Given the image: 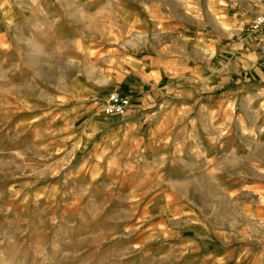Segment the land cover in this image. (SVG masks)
<instances>
[{
    "label": "rangeland",
    "instance_id": "1",
    "mask_svg": "<svg viewBox=\"0 0 264 264\" xmlns=\"http://www.w3.org/2000/svg\"><path fill=\"white\" fill-rule=\"evenodd\" d=\"M260 12L259 0H0V264L264 259V74L229 76L218 54ZM188 28L215 37L207 53ZM155 51L170 70L133 86ZM113 88L152 104L107 114Z\"/></svg>",
    "mask_w": 264,
    "mask_h": 264
},
{
    "label": "crops",
    "instance_id": "2",
    "mask_svg": "<svg viewBox=\"0 0 264 264\" xmlns=\"http://www.w3.org/2000/svg\"><path fill=\"white\" fill-rule=\"evenodd\" d=\"M184 31L189 33V35L198 38L197 40H195L197 42L195 46L197 47L196 48L197 50L203 53H207V51L210 49V46L212 45L209 44L207 41L208 40L215 41L214 39L215 37L208 38L206 33L199 31L198 29L192 30L188 28V29H184ZM203 37L206 38L205 41H203ZM216 38H217L216 39L217 42L223 40V38L220 36ZM214 44L216 43L214 42ZM219 50L220 53L218 54L222 55L223 53L227 52L231 54L232 57L231 59H233V68L231 70H227L229 76L237 75L242 71H244L245 75L246 74L251 75L252 73H254L255 75L264 74V28H262L257 32L251 33L244 38H238L233 42L232 46L230 47L227 46L219 47ZM144 57L146 58L147 56ZM163 59L164 57L162 58L160 52H157L155 57L149 58L148 62L145 61V63L142 64L143 69H146L145 77L140 79L139 81H136V84H134L133 86L140 87L142 86L140 83L144 84L145 82H148L152 84L153 81L160 80L162 78L163 73H166V71L170 70L169 62L164 61ZM227 63L230 64L231 63L230 60H228ZM183 66H185V64H183ZM222 67L224 66H222L221 64V68ZM227 67L228 66L225 65V69ZM255 69L257 71H255ZM220 70H224V69H220ZM185 71H186L185 69H183L181 72L179 70L176 72V75L185 76L186 74ZM147 96H148L147 94H144L143 96H136L135 97L136 101L134 99V102L127 109V111H134L135 109L144 108L148 105H151L152 98L147 99ZM263 249H264V244H263ZM255 262H257L256 264H263L264 259H257Z\"/></svg>",
    "mask_w": 264,
    "mask_h": 264
},
{
    "label": "built area",
    "instance_id": "3",
    "mask_svg": "<svg viewBox=\"0 0 264 264\" xmlns=\"http://www.w3.org/2000/svg\"><path fill=\"white\" fill-rule=\"evenodd\" d=\"M259 1L262 12L251 20L248 27L249 32H255L264 28V0ZM130 106V97L124 94L119 88H113L107 94L102 108L107 114L123 115Z\"/></svg>",
    "mask_w": 264,
    "mask_h": 264
}]
</instances>
